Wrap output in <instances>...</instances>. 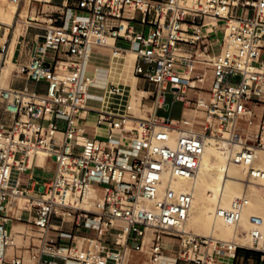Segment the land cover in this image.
I'll return each instance as SVG.
<instances>
[{"label":"built area","instance_id":"built-area-1","mask_svg":"<svg viewBox=\"0 0 264 264\" xmlns=\"http://www.w3.org/2000/svg\"><path fill=\"white\" fill-rule=\"evenodd\" d=\"M30 3L42 8L33 5L23 24L26 32L38 31L36 41L42 42L36 52L41 55L12 71L10 79L25 82L22 87L1 84L8 40L0 47V264H29L23 253L9 252L11 246L19 249L13 242V220L31 221L38 231L39 243L29 250L32 264H140L144 259L158 264L166 255L167 235L175 241L176 264H225L226 255L233 264L240 249L257 253L264 264L263 218L251 217L250 245L213 241L181 229L192 195L171 185L159 191L166 172L170 178L197 173L206 135L230 146L245 144L233 159L250 166L248 181L264 179V170L254 166V148L264 149V0ZM6 26L0 21V32L6 33ZM95 47H108L114 55L135 52L133 73L150 88L142 97L152 98L146 118L134 114L130 101L121 113L115 102L103 107L102 88L85 67ZM28 82H43L45 90L32 91ZM111 91L117 99L119 87L111 85ZM194 99L204 117L185 114ZM176 102L183 104L179 118L158 114ZM90 113L96 115L95 135L80 142ZM100 126L105 136H98ZM39 154L53 158L55 167L29 166ZM37 168L52 175L41 183L35 178ZM90 189L98 195L93 207L78 206ZM68 195L76 204L66 203ZM19 197L27 198L23 207L17 204ZM146 199L155 202L153 210L144 206ZM247 203L245 196L238 197L217 214L237 224ZM70 217L77 230L94 235L80 236L82 246L77 235L62 244L63 230L52 228L54 221L62 225Z\"/></svg>","mask_w":264,"mask_h":264},{"label":"bare ground","instance_id":"bare-ground-1","mask_svg":"<svg viewBox=\"0 0 264 264\" xmlns=\"http://www.w3.org/2000/svg\"><path fill=\"white\" fill-rule=\"evenodd\" d=\"M20 4V0L15 8V12H17L18 7ZM29 4V3H28ZM28 6V5H27ZM24 7H26V0L24 2ZM5 12L4 7L0 5V13ZM4 18V17H3ZM1 22H5V24L11 26L13 24L6 23V20H1ZM13 32L12 38L10 39L9 43V50H8V56L6 58L5 66L3 67L2 75H1V84L4 86L9 83L11 78V66L10 63L16 60L17 58V51L20 44V37L19 33L16 31V28ZM8 33V30H6ZM202 33H204V30H202ZM7 40L6 36H0V47L3 46L4 42ZM113 40L110 41V43ZM108 48L104 49H96L93 48L90 50L89 57L86 61V71L91 73L94 76V82L97 87L102 88V93L99 95L101 103L103 104V107L109 108V105L115 102L116 111L118 113H121L124 110V107L126 105L125 102H121V97L123 96L125 92L122 91L119 87V83L115 82L113 79V75L119 68H121L120 76L123 73L125 61H126V67H125V75L129 74L132 70L133 76H135L137 79L138 77L133 73V66H134V59L132 56L136 58V54L133 51H129L126 55H114L112 53L113 59L116 60V67H111L112 62L114 60L112 59V56L109 54L108 56ZM132 55V56H129ZM2 54L0 53V58ZM107 56V57H106ZM14 59V60H13ZM100 66V68H96L95 72H93L94 66ZM14 69V64L12 71ZM119 74V73H118ZM136 78L133 82V89H136ZM128 78L127 76L124 77V80L126 81ZM139 80V79H138ZM139 82V81H138ZM191 84H194V82H191ZM111 85H116L120 89V94L117 97V99H114L113 93L111 91ZM9 86V85H8ZM4 86V87H8ZM137 92L141 93V96L147 94V90L145 89H139L137 87ZM135 90V91H136ZM205 95V94H202ZM207 95V94H206ZM131 96L130 93H127V98ZM138 100V99H136ZM202 101V100H201ZM131 108L135 110L133 99L130 101ZM142 104V100L140 98L139 100V107ZM147 110H151L150 106L146 107ZM201 113V111H198ZM197 112V113H198ZM187 113V110H185V114ZM202 114V113H201ZM96 115L94 113L89 114V119L87 122V128H90L88 126V123L91 119H93L92 124H94ZM143 118V117H142ZM94 128V127H93ZM85 129V130H86ZM96 130V129H95ZM98 130V136H105V129L103 126H100ZM95 135V133H94ZM87 138V135H80L79 141L84 142ZM177 139V133L173 132L171 135V143L174 144ZM220 139L217 138L214 135H206L205 136V144H204V152L200 160V165L197 170V173L190 177H177V178H170L168 172L164 174L163 181L160 184V194L163 193V189L167 185H171L172 188L175 189L177 192H185L193 197V202L191 209L188 213L187 219L185 220L184 224L181 226V229L185 232L192 233V234H198L203 235L206 237L212 238L213 241H236L235 239H230V232L233 230L235 232V235L238 234L239 242L237 243L249 245L250 241L252 242L250 231L252 228L251 223V217L252 216H258L260 218H263L264 220V179L254 180L251 179L248 181V172H249V165H246L244 163H237L233 159V156L236 155V153L243 147L245 144H240V142H236L235 144H232L231 146L225 142V140L221 141L220 146L216 143V141ZM251 147L250 144H246ZM130 148L127 147L126 150H129ZM254 153L256 156V159L254 161V166L258 167L260 169L264 170V149L263 148H254ZM56 165L55 160L53 158L48 157L46 154H39L38 156H34L30 158L29 166H38L43 167L45 166L47 169H52ZM261 192V193H260ZM245 196L247 198L248 203L243 208L241 219L237 224H229L227 223L223 218L219 217L217 214V211L219 208H230L232 206V203L234 200L238 197ZM98 195L93 190H88L83 198V201H79L77 203L78 206L83 208H91L94 204V202L97 200ZM57 199H59L57 197ZM66 203L69 204H76V202L72 199L71 196H66L65 198ZM25 202H27L26 197H19L18 198V205L20 207H23L25 205ZM144 206L154 209L155 208V202L149 199H146L143 202ZM14 206L12 205V208ZM250 215L248 223L246 220L247 215ZM12 229H18L17 225L21 226V228L27 229V225L23 222H18L13 220L12 221ZM117 224L119 226H122L124 228L127 227V225L121 221L118 220ZM249 224V228H248ZM242 228L241 231H239ZM25 230L20 231H13L12 230V236H13V242L14 244L20 245L21 242L24 239L25 235H30L25 233ZM195 230V232L191 231ZM201 233V234H199ZM36 237L37 236H31ZM21 238V239H20ZM165 239L167 241L173 240L171 236H165ZM38 240V239H34ZM79 246H82L83 240L80 238L79 240ZM19 247V246H17ZM16 249L15 246H11L9 248V252L12 253L11 249ZM29 252V250H28ZM30 254V253H29ZM227 262H232V259L229 255H226L224 258ZM25 261L29 264H32L33 261L30 256H25ZM226 263V262H225ZM69 264H73L72 262H69ZM147 264H149L147 262ZM158 264H176V258L170 255H164L163 261Z\"/></svg>","mask_w":264,"mask_h":264},{"label":"rangeland","instance_id":"rangeland-1","mask_svg":"<svg viewBox=\"0 0 264 264\" xmlns=\"http://www.w3.org/2000/svg\"><path fill=\"white\" fill-rule=\"evenodd\" d=\"M3 2H5V1L4 0H0V5L1 6L3 5ZM18 2H19V0H6V3H10V7L4 8L5 12L0 13V19L1 20H6V23L13 24L11 26L8 25L9 27L6 26V28L8 30V35H7L8 44L10 43V39L12 38V36H15V34H16L15 33L13 35V32H15L14 31L15 28H16V31L20 34L19 35L20 44H19V48H18V51H17V58L14 61V63H13V61L10 63L11 72H12L13 64H14V69H15L16 66H18V64L28 62L33 55H35V54L41 55V53H37L36 52V47H37L38 44H40L42 42V38H39V40L37 42L35 34L38 33V31L35 30V29L30 28L26 32L25 31L26 28H25V25L23 24V21L25 20L26 15L29 13V11H31L33 5H35V7H36L35 9L37 11H39L42 8V6L40 4H32V3H30V6H29V4H28L29 0H26V7H24V9H23V6H24L23 3L25 2V0H20V4H19V7H18V10H17L16 14H14V12L12 10L16 8ZM35 9L33 10V13H34ZM44 9L46 10V9H53V8L50 7V6H44ZM128 14L129 13L126 12V15H128ZM4 27L5 26H3V28ZM95 48L96 49H104V48L107 49L108 47H102V48L95 47ZM105 51H108V56H109V54L112 56V51L109 48H108V50H105ZM51 54H53V52L49 51V56H51ZM129 56H132V55H129ZM132 57H133L134 62H135V57L134 56H132ZM112 59H113V56H112ZM114 61H116V60H114ZM6 65H7V63H6ZM96 68H100V66H98V65L94 66L93 67V72H95ZM121 71H122L121 68H119L117 70V72L114 73V75L119 73V76H120ZM132 75L133 74H132V70H131L130 76L127 75L128 79L125 81V84L124 85H119L120 89L125 92L124 94H122L123 95L121 97L122 100H120V101L121 102H125L126 101V103H127L128 101H131L133 99V104H134L135 110L132 109V111L134 112V114L137 117L146 118L148 116L147 111H146L147 110L146 107L147 106H150V107L152 106V98L142 97L141 93H138L136 89H133V82H134L135 78ZM138 81L139 80H137V87L139 89H141V88L145 89V90L150 89L148 84H146V86H143V84L139 83ZM8 85H9V83L4 85V86H8ZM127 93L131 94V96L128 97V98H127ZM188 93H189V96H191V97L195 96V92L194 91H188ZM143 96H147V94L143 95ZM204 96L208 97V95H206V94ZM167 97H168V101L170 102L171 99H172V94H171L170 91L168 92ZM140 98L142 100V104L139 107ZM136 99H138V100H136ZM182 107H183V104L181 102H176L169 109H166V108L160 109L158 111V114L160 116H164V117L179 118L180 114H181ZM186 110H187V113H186L187 116H199V117H204L205 116L204 111L201 108H197L196 107L195 99L190 104H188V107L186 108ZM198 111H201L202 114L200 112H198ZM93 127H94V129L93 128H87L85 130V135L93 136L94 133H95L94 124H93ZM221 141H223V140L222 139H218L216 141L218 146H220L219 143H221ZM34 173H35V178L40 180L41 183L44 181L45 177H49L50 175H52V173H48L47 170H45L44 168H37V169H35ZM28 175H29L28 171L22 173V177L23 178H27ZM99 189L101 190V188H99ZM13 206L14 207L12 208V210L15 212V214H17V212H18L17 208H16V206L14 204H13ZM23 216L25 218H27V219L29 218V215L25 214V212H24ZM249 217H250V215L248 214L247 217H246L247 223H248ZM31 220H32V218H31ZM22 222L27 225L26 226L27 227L26 230H25V228H18V229H12V230L13 231L25 230V233L28 234V232H30L29 233L30 235H25L24 234L23 241L21 242L20 245H17V246H19V249H15V250L16 251L18 250L17 251L18 253H23L26 257H28L29 253H30V252H28V250H30L33 247L32 244L33 243H35V244L39 243L38 240H34V239H38V238L31 237V236H38L39 234H38V231H37L36 227L34 226V224L31 221L30 222L22 221ZM53 225L54 226H52V228H61L63 230V237H60V242L62 244H69V242H71V240L73 239V236H75V235H77L75 241H78L80 239V236L82 237L84 235H90V236L94 237V235L91 234V231H90V234H87L88 232L86 233L85 231L82 232L81 230H77L73 226V224L71 222V217L70 218H66V221L62 225L59 222H56V221L53 222ZM57 225H59L60 227H57ZM248 228H249V224H248ZM241 230H242V228L239 231H241ZM191 231L195 232V230H191ZM57 233L58 232L53 231V229L51 230V235L52 236H56ZM199 234H201V233H199ZM238 234L235 235V232H233V230H231L230 239L229 240L235 239L236 241L239 242L240 240L238 238V236H239ZM174 242H175L174 240L167 241L165 239V246H166V252L165 253H166V255H170V256H173V257L176 258V246L173 245ZM30 244H31V246H29ZM250 244H251V241H250L249 245ZM20 248H22V249H20ZM11 251H12V253L14 252L13 248L11 249ZM143 263L147 264V259H144L140 264H143ZM177 264H193V263H188V262L179 260ZM233 264H237V261L235 260L233 262ZM239 264H240V261H239ZM243 264H247V263L243 262ZM255 264H258V263L255 262Z\"/></svg>","mask_w":264,"mask_h":264},{"label":"crops","instance_id":"crops-1","mask_svg":"<svg viewBox=\"0 0 264 264\" xmlns=\"http://www.w3.org/2000/svg\"><path fill=\"white\" fill-rule=\"evenodd\" d=\"M5 2H3V5L2 7L4 8H8L10 7V3H6V0H4ZM14 12V14H16L15 12V9L12 10ZM7 35L8 33H4L3 30L0 32V36H6L7 38ZM8 40V39H7ZM262 58L264 59V49L262 51V54H261ZM127 61V59H126ZM126 61H125V66H124V70H123V73L121 75V77L119 76V74H116V75H113V79L115 80V82L119 83V85H124L125 84V80H124V77H126L127 75L130 76V73L125 75V67H126ZM112 67H116V62H112V65L110 68ZM133 76V75H132ZM131 76V77H132ZM134 78H136L135 76H133ZM138 79L136 78V81ZM139 83L143 84L144 86V83L139 79ZM9 85L10 86H15V87H22L23 85H25V82H21V81H14V80H11L9 81ZM27 87L32 90V91H36V92H43L45 90V84L44 83H36V82H28L26 83ZM42 85V86H41ZM136 86H137V83H136ZM137 89V87H136ZM93 119H91L88 123V126L90 128H93ZM94 129V128H93ZM13 225V224H12ZM14 225H17L18 227L21 228V226H19L18 224H14ZM237 261V264H239V261H240V264H243V262H246L247 264H255V262H257L258 264H263L260 256L253 252V251H250V250H243V249H240L237 251V257L235 259ZM224 262H226L225 264H231L232 262H227L226 260L223 259Z\"/></svg>","mask_w":264,"mask_h":264}]
</instances>
